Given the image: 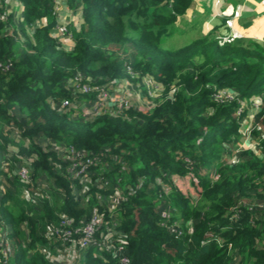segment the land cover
<instances>
[{
	"label": "trees",
	"instance_id": "trees-1",
	"mask_svg": "<svg viewBox=\"0 0 264 264\" xmlns=\"http://www.w3.org/2000/svg\"><path fill=\"white\" fill-rule=\"evenodd\" d=\"M22 1L21 36L10 26L15 22L12 12L0 19V62L11 63L7 70L0 68V137L8 140L5 123L22 130L29 142L20 144L21 154L37 155L32 159V181L47 176L58 198L42 199L37 207L27 199L16 200L20 186L30 183L14 172L23 160L13 155V189L4 195L0 191V226L10 227L6 232L13 251L6 257L0 245V264H50L41 249L47 243L46 222L66 212L80 224L100 205L99 197L115 189L124 196L116 214L130 264H264V207L258 206L264 202V134L256 131L261 144L257 151L245 150L236 164L223 160L227 142H239L243 112H248L244 105L237 114L242 102L264 97V44L213 30L177 48L164 47L163 39L174 31L189 33L177 19L192 0H67L82 10L84 23L80 29L70 26L75 45L66 50L53 34L55 0ZM6 8L4 4L0 12ZM42 18L46 21L33 34L25 32ZM130 66L141 78L163 84L165 92L152 109L137 104L104 107L95 120H88L53 106L68 99L85 100L92 107L98 92L75 93L67 80L81 74L95 89L114 79L132 80ZM171 89L174 92L167 96ZM225 89H233L236 96L215 97ZM256 119H261L264 131V106ZM39 135L97 156L91 166L93 181L85 190L88 199L76 198L81 179L70 177L69 162L57 151L37 144ZM101 173L108 188L94 183ZM190 173L199 191L196 199L173 184V175ZM159 178L173 187L162 194L161 206ZM177 220L172 232L169 226ZM97 250H85L77 264H122L114 252Z\"/></svg>",
	"mask_w": 264,
	"mask_h": 264
},
{
	"label": "built area",
	"instance_id": "built-area-1",
	"mask_svg": "<svg viewBox=\"0 0 264 264\" xmlns=\"http://www.w3.org/2000/svg\"><path fill=\"white\" fill-rule=\"evenodd\" d=\"M12 0H0V8H3V5L5 4L7 6L6 10L4 12H0V19L6 20L7 14L9 12H13V9L10 5ZM4 2V3H3ZM43 23L46 21V18L40 19ZM39 20V21H40ZM55 33L53 32L55 38L61 43L62 47L66 50H71V46L73 44H69L66 46L68 40L66 34L72 36L70 30L66 25H56L54 28ZM73 37V36H72ZM11 66V63H2L0 62V68L2 70H7ZM128 71L132 74V78L137 75L139 77L138 73L132 72V67L130 66L128 68ZM74 83L72 88L75 92V85H79L81 87V90L83 92L90 93L93 90H96L98 92V99L96 102H94L93 106L95 111L98 112V108L101 107H108V108H116L121 109L124 107H131L134 104H137L139 107H144L143 104H139L136 102H131V95L130 92L128 93L124 92V96L126 97L124 100H122L118 94H122V91L124 89L130 90L132 89V86L134 83L131 79L128 78H122V79H114L111 82L108 83L106 86H98L95 89L88 83L83 82V77L81 74H77L76 77L71 79ZM149 80L152 81L153 86L156 90L159 89V85L155 83V81L149 77ZM119 86L121 90H117L116 87ZM135 86L138 87V84L136 83ZM112 89H115V93H113ZM174 92V89H172V93ZM171 93V94H172ZM157 96V95H156ZM215 97L221 100L225 99H232V95L227 93L226 91H220L217 94H215ZM111 104L108 105L105 103L106 101ZM158 98H156L157 102ZM70 100L68 99H62L60 101L53 102V106H60L61 109L68 108V103ZM141 103V101H140ZM146 104V103H144ZM116 105V106H113ZM246 105V102L244 103ZM147 109V108H146ZM244 109V106L240 107L238 112L241 113ZM101 112V111H99ZM99 113H96V115ZM244 132V131H243ZM54 145V143L52 144ZM241 148V145H240ZM59 152V150H56ZM62 151V157L67 159L69 162V165L67 166L68 172L71 174L70 177L72 178H80L81 182L86 184L87 181L92 183L94 174H90L91 166L95 163L97 156H90L84 154L81 150H78L74 146H65ZM22 157V162L15 168L16 174L21 178V180L24 183H30L32 181L31 179V170H32V159ZM99 159V158H98ZM102 181L107 183L105 180H102L101 177H98L96 181L94 182L97 184L100 188H105L106 186L102 187ZM123 192L121 189H115L113 193L110 194V199L112 204L121 205V201L123 199ZM100 198V197H99ZM260 208L264 207V202H261L258 204ZM111 220H109L108 217H106L103 213H101L98 206H95L92 211L89 218L84 219L81 221L80 224H76L75 218L68 214V213H60L58 215V221L56 224H53L52 226H49L46 230L47 234L50 236H53L57 238L63 246H65V249L67 253L70 255H73L75 253L76 247L79 246V248L83 250H87L90 247H97V249L102 250H108L109 252H114V254L118 257L120 262L122 264H130L131 259L127 255V240L126 235H124L119 230V223L115 218L110 217ZM105 226V227H104ZM2 233V232H0ZM4 237H0V241L4 240V242L1 243L2 246V252L3 254L8 257L12 251L13 246L10 244L9 237H7V232L3 234ZM113 237V238H112Z\"/></svg>",
	"mask_w": 264,
	"mask_h": 264
},
{
	"label": "rangeland",
	"instance_id": "rangeland-1",
	"mask_svg": "<svg viewBox=\"0 0 264 264\" xmlns=\"http://www.w3.org/2000/svg\"><path fill=\"white\" fill-rule=\"evenodd\" d=\"M57 1L55 0V3ZM179 25L183 26L186 25V22H182L179 23ZM68 27V26H67ZM186 28L189 29V25H186ZM69 29V27H68ZM54 32V31H53ZM189 33L186 35H182L180 32H176L174 31L170 36L165 37L163 39V45L166 48H177L180 45L188 42L192 37H196L198 35H194V33L189 29L188 31ZM69 33V31H68ZM68 33L66 34L67 37H71V38H67L68 40H70L69 42H67L66 46H68L69 44H73L75 45V39L68 35ZM56 36V35H55ZM74 45L71 46V49H73ZM139 77H137V75L135 77H133L132 82L134 83V85L132 86L131 91L124 89V91H122L121 89H117V90H121L122 94H118L120 97H122L121 99L124 100L126 97L124 96V92L128 93V91L130 92L129 95H131V102H136L139 104H143L144 106H146L147 109H152L153 106H155L157 104V102L155 101L156 98H161L162 94H164L165 92V88L163 86L162 83H160L159 85V89L156 90L153 86V83L151 80H149L148 76H144L141 78L140 73H138ZM90 80H92V78L88 77ZM67 86L70 89L74 83H71L72 80L69 79L67 80ZM138 84V87L135 86V84ZM78 92H82L81 87L79 85H75V93ZM172 93V89L167 93V96H170ZM157 95V96H156ZM141 101V103H140ZM111 100L106 101L105 103H107L108 105L112 103H110ZM146 103V104H144ZM244 106V102H242ZM116 106V105H113ZM264 106V97H263V101L261 104H256L255 102H253V107H249L250 109H252V111L250 112H243L244 118L241 121L242 126L240 128V135L238 134V137H233L238 139V144H236V146H233L231 143L227 142L226 144V150H224L223 152H225V156L226 158H224L223 160L228 164H236L239 162V160L241 159V157L243 156V153L245 152V150H254L257 151L261 144L259 142V137L258 134L256 133V131H261L262 134H264V131L262 130V128L260 127V121L261 119H258L259 121H257L256 116H253V113L256 112L259 108V110L262 109V107ZM95 106L90 107L89 103L87 101H83L81 100L80 102H72L70 101L68 103V108L67 111L70 113V115L75 116L78 119H88V120H95L96 117V113H101L102 111H104V108H98L99 111L101 112H96L94 109ZM254 108V109H253ZM246 109V108H245ZM243 109V110H245ZM239 110V109H238ZM247 110L248 107H247ZM14 114H18V116L20 117L18 112H13ZM239 112H237L238 114ZM255 128V129H254ZM21 129L17 126H15V123H5L3 125V134L6 135V137H8V141H6V147L8 148H12V143L10 142L12 140V138H17V137H22L21 135ZM244 131V132H243ZM42 134V133H40ZM38 143H41L44 147V149L46 151H55L59 150V152L57 151L56 153L58 154L59 157H62V151L63 148L65 147V143H61L56 141L55 139H52L50 137H48L47 135H39L37 136ZM49 142H54V145H48ZM0 143L1 144H5V140L4 138L0 137ZM241 145V148H240ZM11 150V149H10ZM0 153H3L0 150ZM15 155L18 156V153L16 152ZM7 159H2L1 160V165H0V170H7L8 166H9V158L11 157V154L8 152L6 154ZM22 157H25L22 155ZM26 158H28V156H26ZM32 158V157H30ZM116 160V158H114ZM31 160V159H30ZM100 162H102L103 165H105V162L102 160H99ZM108 162V161H107ZM111 169L114 168L113 164L108 163L107 164ZM16 166H18V163L16 164ZM33 167V166H32ZM6 168V169H4ZM90 174H94L95 170L92 171V169H90ZM217 172V171H216ZM215 172V173H216ZM32 173V170H31ZM194 175L193 173H190L188 175H185L184 177H179L178 175H173L172 179H173V184L174 187H177L178 189H181L182 192L184 191L185 194H191L193 197L198 198L199 197V191L196 187V184L193 182V178ZM219 177V173H217V175L215 176V178ZM101 179L105 180L103 176V173H101ZM4 180H5V176L3 173L0 174V185L4 184ZM192 180V181H191ZM192 182V183H191ZM34 183V187L32 186ZM89 181L86 182V184H84V186L82 188H77L75 189V194H76V198H78L79 196H83L85 195L87 197V199L90 197L89 195L85 194V190H87V188H89ZM32 187H25L26 188V192H24L22 189L23 187H21V189H19V194H17V197H15L16 200H24V197H28L31 200V205L32 206H39L40 203L43 204L42 202V198H45L46 200H49L50 202H53V200L58 196L54 194V188H55V184L53 181L49 180L47 178V176H43L41 179L38 180L37 183L33 182L31 183ZM159 184L161 186H163L162 189V193L159 192V199H158V205H162V203H164V199H162V194H164V192H169L172 191V185L169 184L168 182H165L163 180H161V178H159ZM74 185V184H73ZM106 186V188H108V183H105L104 181H102V187ZM188 191V192H187ZM25 198V199H26ZM60 198V197H59ZM112 199H110V194L106 195L105 197H100L98 203L100 204L98 206V208L100 209L101 213H103L106 217L110 218H115V220H117V222L119 223L118 220V215L117 213V209L121 208V206L117 205V204H112L111 202ZM60 201V199L58 200ZM163 208V207H161ZM169 211V207L166 208V210L164 212H166L167 216L169 217L170 215V211ZM62 213H66V212H62ZM60 214V213H59ZM58 214V215H59ZM73 216V215H72ZM58 221V216L57 219ZM56 221V223H57ZM55 223V224H56ZM179 220L175 221V223L172 226H169L172 230V232H176L177 230V225H179ZM177 224V225H176ZM0 231H3L2 233H0V237H4V233H6L7 231V226H0ZM180 232V231H178ZM177 232V236L179 235V233ZM113 238V237H112ZM4 242V240L0 241V245L1 243ZM97 248V247H95ZM98 254L99 252L102 251V249L97 250ZM63 252H66L65 250ZM65 258H64V262H68V264H77L79 261H74V260H70V257L68 255V253H65ZM14 255V254H13Z\"/></svg>",
	"mask_w": 264,
	"mask_h": 264
},
{
	"label": "crops",
	"instance_id": "crops-1",
	"mask_svg": "<svg viewBox=\"0 0 264 264\" xmlns=\"http://www.w3.org/2000/svg\"><path fill=\"white\" fill-rule=\"evenodd\" d=\"M56 1L55 9L57 15V25H66L69 28L71 25H74L80 29L84 23L82 10L79 8L75 10L72 6H70V4H68L67 0ZM10 5L13 9L12 13L15 20V22L10 26L13 28L15 33H18V36H21L23 31H21L20 28L25 19V4L22 0H12ZM177 22L178 25L179 23L186 22V25H189V29L194 33V35H206L215 30L218 34L224 37H245L264 44V0H192V3L187 8L186 12L183 16L178 18ZM42 24L43 22L41 20L36 21L34 25L28 27L25 32L31 35L34 33L35 28L41 26ZM186 25H184L183 28H186ZM179 27L182 28L181 25H179ZM118 88L120 87L117 86L116 89ZM112 90V92L115 93L116 90ZM224 91L232 96H236V92L233 89H225ZM262 101L263 96H254L251 99L246 100V109L248 107V112H250L252 109L249 107H253V102L261 104ZM258 112L259 108L253 113V116H256ZM28 140L29 139L27 138H23V136L20 138H12L10 141L13 145L12 148L6 147V141L8 140H5V144H3L4 149H0L3 152L0 153V165L2 159H7L6 154L8 152L11 154L8 169L2 170L5 176L4 184L0 185L2 195L7 194L10 189H13V186L9 182V178L14 176L11 171L15 161L13 155L17 152L18 157L21 156L22 158L20 144L22 143L27 146L29 142ZM36 142L43 147V145L38 143L37 140ZM53 143L49 142L48 145H52ZM30 157L34 160L37 155L33 153ZM31 182L29 186L22 185V190L24 192H26L27 187H34V183L32 185ZM25 198L26 197H24V201L28 200V203L31 204L30 198L27 197V200H25ZM12 203H14V201ZM56 221L46 222L43 235L47 243L45 245H41V249L50 264H68L69 261L64 262L65 253L67 252L65 246H63L57 238L48 235L46 232L47 228L55 224ZM7 228L9 229L10 227L7 226ZM64 250L66 252H63ZM84 251L85 250L77 246L73 255L68 253L70 260H82L84 258Z\"/></svg>",
	"mask_w": 264,
	"mask_h": 264
},
{
	"label": "clouds",
	"instance_id": "clouds-1",
	"mask_svg": "<svg viewBox=\"0 0 264 264\" xmlns=\"http://www.w3.org/2000/svg\"><path fill=\"white\" fill-rule=\"evenodd\" d=\"M179 18V17H178ZM177 21H178V19H177Z\"/></svg>",
	"mask_w": 264,
	"mask_h": 264
}]
</instances>
